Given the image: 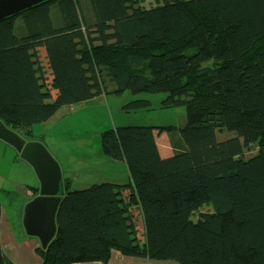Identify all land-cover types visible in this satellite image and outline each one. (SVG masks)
<instances>
[{
	"label": "trees",
	"instance_id": "1",
	"mask_svg": "<svg viewBox=\"0 0 264 264\" xmlns=\"http://www.w3.org/2000/svg\"><path fill=\"white\" fill-rule=\"evenodd\" d=\"M153 1L48 0L0 21L7 129L31 137L33 125L63 106L125 91L164 93L163 108L184 106L186 114L179 129L100 134L101 154L123 162L128 181L71 190L62 178L56 234L35 250L39 264H106L112 251L179 264H264V0ZM149 106L134 99L123 108ZM161 130L169 157L156 143ZM203 205L212 211L193 220ZM0 264H13L1 243Z\"/></svg>",
	"mask_w": 264,
	"mask_h": 264
},
{
	"label": "rangeland",
	"instance_id": "2",
	"mask_svg": "<svg viewBox=\"0 0 264 264\" xmlns=\"http://www.w3.org/2000/svg\"><path fill=\"white\" fill-rule=\"evenodd\" d=\"M142 2L144 6L154 4L153 0ZM41 54H44L43 49ZM165 97L164 93L142 92L132 95L129 91H125L119 97L107 95L103 100L94 103L61 107L47 122L33 125L31 137L23 133L16 134L26 142L36 140L43 145L58 164L61 177L70 181L71 190H84L102 182L125 184L128 181L125 164L101 154L100 134L117 126L182 128L186 123L184 106L163 108L162 101ZM134 99L150 101L149 108L140 110L123 108ZM168 136L167 131L161 130L157 134V141L160 144L166 143ZM162 154L165 156L170 153L162 151ZM37 188L39 182L30 165L23 161L13 148L6 150L0 147L1 210L11 225L15 242L20 245L24 240H37L28 237L22 225L23 208L37 196H34ZM211 211V206L203 205L195 213L193 220H196L200 213ZM132 213L137 212L132 209ZM29 247L34 248V245L28 244L27 249Z\"/></svg>",
	"mask_w": 264,
	"mask_h": 264
},
{
	"label": "water",
	"instance_id": "3",
	"mask_svg": "<svg viewBox=\"0 0 264 264\" xmlns=\"http://www.w3.org/2000/svg\"><path fill=\"white\" fill-rule=\"evenodd\" d=\"M48 0H0V21L17 16ZM0 140L11 146L34 171L38 182V194L23 208L22 225L28 237H34L39 248L45 249L56 234L55 216L61 199L62 181L58 164L43 145L26 142L0 122Z\"/></svg>",
	"mask_w": 264,
	"mask_h": 264
},
{
	"label": "crops",
	"instance_id": "4",
	"mask_svg": "<svg viewBox=\"0 0 264 264\" xmlns=\"http://www.w3.org/2000/svg\"><path fill=\"white\" fill-rule=\"evenodd\" d=\"M23 13L24 12H22L21 14H23ZM18 15H20V14H18ZM22 23L23 22L21 20H18L15 23V26L18 28L17 33L20 35L26 32L25 29L22 27L23 26ZM41 49L42 48H39L38 51H39L41 58L44 59L45 58V52H44V54H41ZM104 98H102L100 100H103ZM89 103H94V101L86 102L85 104H89ZM154 133L156 135V143L158 145L159 152H160L161 156L169 157V156L173 155L174 150L171 147L169 139H167L166 143L160 144L157 141L158 132L155 131ZM0 147L5 148L6 150L8 148H12L11 146L7 145L6 143L2 142L1 140H0ZM162 151L169 152L170 154L164 156V154H162ZM112 183H114V182H112ZM15 222H17V219H15ZM10 227H11V225L9 224L8 219L6 218L5 214L1 210V212H0V243H1L2 251L4 252L6 257L13 264H39L40 259L35 252V250L37 248H39V246H40L38 241L37 240H35V241H28V240L25 241L24 240V241H22L23 244L20 245V244L15 242V239H14V236L12 234ZM28 244H29V246L34 245V248L29 247L27 249ZM34 256H36V257L34 258ZM33 260H35L34 263H33ZM75 264H102V263H100V262H87V263H75ZM106 264H179V263L172 261V260H151V259H144V258H137V257H124V256L119 255L118 252L112 251L110 259H109L108 263H106Z\"/></svg>",
	"mask_w": 264,
	"mask_h": 264
},
{
	"label": "flooded vegetation",
	"instance_id": "5",
	"mask_svg": "<svg viewBox=\"0 0 264 264\" xmlns=\"http://www.w3.org/2000/svg\"><path fill=\"white\" fill-rule=\"evenodd\" d=\"M37 194H38V188H37V190H36V192H35L34 196H36Z\"/></svg>",
	"mask_w": 264,
	"mask_h": 264
}]
</instances>
